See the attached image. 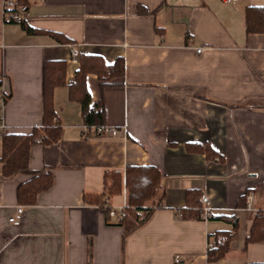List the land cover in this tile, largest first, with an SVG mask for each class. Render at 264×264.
I'll return each mask as SVG.
<instances>
[{
  "label": "crops",
  "instance_id": "crops-1",
  "mask_svg": "<svg viewBox=\"0 0 264 264\" xmlns=\"http://www.w3.org/2000/svg\"><path fill=\"white\" fill-rule=\"evenodd\" d=\"M26 1L28 25L70 42L27 32L5 18L0 0V94L9 96L0 157L3 132L43 123L47 59L67 61V83L54 91L61 136L33 146L31 172L4 178L0 160V264H264V241L247 243L264 210V33L246 22L247 7L264 0ZM72 44L108 63L124 57V76L103 91L95 73L87 76L92 101L103 102L118 134L88 132L81 103L70 98L79 67ZM128 165L157 166L164 193L123 248L117 218L107 220L84 195L102 193L105 174L125 175ZM42 171L52 173V187L21 204L19 185ZM194 192L208 196L211 218L181 215ZM126 201L125 186L110 197L115 208ZM222 232L231 234L229 249L209 260Z\"/></svg>",
  "mask_w": 264,
  "mask_h": 264
},
{
  "label": "trees",
  "instance_id": "trees-1",
  "mask_svg": "<svg viewBox=\"0 0 264 264\" xmlns=\"http://www.w3.org/2000/svg\"><path fill=\"white\" fill-rule=\"evenodd\" d=\"M19 4L28 5L26 0H18ZM19 22L30 33L48 32L61 42H70L63 33L34 28L25 22ZM246 22L249 32L264 33V6L250 5L246 9ZM75 59L79 67L69 82L70 98L82 105L84 123L91 131L98 134L99 127L106 125L105 107L102 101L94 103L88 87L87 76L95 73L100 81L103 91L106 86L112 85V79L122 77L125 74V60L119 56L114 62L108 63L101 54L85 53L77 50ZM67 61L64 59H47L44 63L43 104L44 117L41 127H34L30 133L3 132L1 134L3 150L0 160L3 164L4 178H11L20 173H30V152L36 144H50L61 136V124L58 122L57 112L54 106L55 88L66 85ZM5 102L8 95L4 94ZM2 105H0L1 110ZM211 156V154H208ZM54 182L52 173L42 171L32 178L21 183L18 187V201L21 204H35L38 195L52 187ZM127 189V201L124 205V215L117 217V223L124 228L123 248L129 235L145 225L152 218L159 201L163 197L162 172L155 165H128L123 175L121 170H112L104 176V191L100 194H85L84 201L87 204H97L106 212L109 220L110 197ZM188 205L179 209L182 216L195 218L201 216L203 202L201 194L190 193ZM243 204V201L240 202ZM210 218L212 215L210 214ZM223 237H215L208 247L209 260H217L227 253L231 234L222 232ZM264 241V210L256 215L247 243Z\"/></svg>",
  "mask_w": 264,
  "mask_h": 264
},
{
  "label": "built area",
  "instance_id": "built-area-1",
  "mask_svg": "<svg viewBox=\"0 0 264 264\" xmlns=\"http://www.w3.org/2000/svg\"><path fill=\"white\" fill-rule=\"evenodd\" d=\"M225 2H233V1H237V0H223ZM27 11V6L24 5V4H19L18 3V0H15V1H12V0H5L4 2V16L6 19H14V20H22L24 19V15ZM202 48H198L197 51L198 52H201ZM71 51H72V57L75 59V56L77 54V49L76 47L72 44L71 45ZM5 103V96H4V93L0 94V105H4ZM42 124L40 123H36L35 124V127H41ZM4 127V123L3 122H0V128H3ZM99 133H110V134H118L119 133V130L115 127H111V126H107V125H104V126H101L99 127L98 129ZM209 198L208 196L206 195H202V201L204 203L208 202ZM251 204L250 202H248L247 204V208H250ZM24 207L22 205L18 206L17 207V214H20L22 211H23ZM258 211V210H257ZM110 216L111 217H119V216H122L124 215V206L120 207V208H115V207H112L110 209ZM259 212V211H258ZM204 218H209L210 216V207L208 205H203V211H202V214H201ZM10 222L14 223V224H19L20 223V219L18 216L14 215V216H11L9 218ZM182 257L180 255H177L175 257V261L176 262H182Z\"/></svg>",
  "mask_w": 264,
  "mask_h": 264
}]
</instances>
